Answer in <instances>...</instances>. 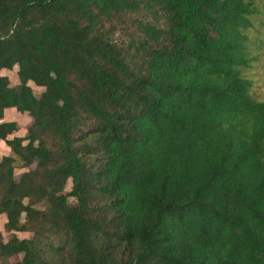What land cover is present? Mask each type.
<instances>
[{
  "label": "trees",
  "instance_id": "16d2710c",
  "mask_svg": "<svg viewBox=\"0 0 264 264\" xmlns=\"http://www.w3.org/2000/svg\"><path fill=\"white\" fill-rule=\"evenodd\" d=\"M258 15L264 0H0V70L20 80L0 75V263L264 264V101L242 70Z\"/></svg>",
  "mask_w": 264,
  "mask_h": 264
},
{
  "label": "rangeland",
  "instance_id": "374dc122",
  "mask_svg": "<svg viewBox=\"0 0 264 264\" xmlns=\"http://www.w3.org/2000/svg\"><path fill=\"white\" fill-rule=\"evenodd\" d=\"M252 27L248 31V60L249 67H245L243 70V75L248 80L252 81L253 87L251 89V96L256 101H264V15H258L251 18ZM19 67L16 66L13 70H7V74L1 75L6 76L10 79L11 86H19L20 80L18 77ZM29 85L34 90L37 96H40L45 89L37 87L34 83L30 82ZM12 114V113H10ZM15 118L17 122L20 123L19 132L16 135H23L26 133L27 127L32 122L28 115H22L17 112L10 115ZM10 154H11V149ZM22 170L17 171V175H20ZM72 181L70 180L65 188V194H69L72 191ZM71 205H76V201L73 198L69 199ZM45 205L39 206V208H44ZM3 228V219L0 217V229ZM3 234L6 239L9 238L3 229ZM21 239H28L32 237V234H17ZM22 256L13 261L21 260ZM1 264V263H0Z\"/></svg>",
  "mask_w": 264,
  "mask_h": 264
},
{
  "label": "crops",
  "instance_id": "0c3cea01",
  "mask_svg": "<svg viewBox=\"0 0 264 264\" xmlns=\"http://www.w3.org/2000/svg\"><path fill=\"white\" fill-rule=\"evenodd\" d=\"M15 112L16 111L14 109L7 111V114H6L3 122H16L18 124V126L20 127V123L17 122L14 118L15 116L14 117L10 116L13 113L15 114ZM10 113H12V114H10ZM26 132H27V129H26ZM16 134H15V136H17V137H24L26 135V133L23 135H16ZM9 156H13L12 152L10 154V150H9V147L7 146V144L4 141L0 140V161L2 160L3 157H9ZM0 217L3 219V228L0 229V232L3 233V229L5 227V224L7 223V219H6V216L2 215V214H0Z\"/></svg>",
  "mask_w": 264,
  "mask_h": 264
},
{
  "label": "clouds",
  "instance_id": "9594fccd",
  "mask_svg": "<svg viewBox=\"0 0 264 264\" xmlns=\"http://www.w3.org/2000/svg\"><path fill=\"white\" fill-rule=\"evenodd\" d=\"M5 74H7V70L5 69V70H0V75H5Z\"/></svg>",
  "mask_w": 264,
  "mask_h": 264
}]
</instances>
